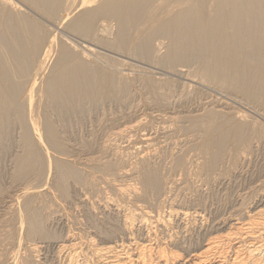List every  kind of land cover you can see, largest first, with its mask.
<instances>
[{"label": "rangeland", "instance_id": "374dc122", "mask_svg": "<svg viewBox=\"0 0 264 264\" xmlns=\"http://www.w3.org/2000/svg\"><path fill=\"white\" fill-rule=\"evenodd\" d=\"M16 1L11 0L13 9ZM164 13L157 9L160 17ZM144 19L155 18L147 14L140 24ZM152 24L140 26L144 35L152 34ZM113 25L115 34L116 23ZM66 44L73 56L66 63L101 65L95 56H105L138 67L137 72L125 69L121 73L129 76L131 97L125 93L122 101L88 109L78 118H68V123L57 124L68 155L52 152L35 130L46 168L41 177H14L16 163L24 154L21 130L14 125L13 138L0 144V264H118V260L128 262L139 252L146 254L148 264H158L159 253L177 254L179 259L170 264H190L191 256L214 235H224L231 224H244L257 211L264 212V111L232 92L206 86L199 78L167 75L160 67L115 55L94 43L95 54L81 45ZM54 62V58L45 62L40 81L46 73L49 77ZM135 76L154 82L173 81L171 98L158 95L153 99L146 89L133 83ZM24 98L28 99L27 89ZM208 115L220 122L244 124L250 135V143L240 148L237 160L229 149L220 167L212 172L205 168L207 159L200 146L203 129L192 123L193 118ZM57 160L74 166L84 180L69 178L60 188ZM178 160L183 165L178 167ZM149 168L160 172L161 191H147L143 186ZM28 207L43 217L44 236L29 234L25 219ZM261 217L257 216L255 223L264 228ZM115 244L123 247L110 255L101 252Z\"/></svg>", "mask_w": 264, "mask_h": 264}, {"label": "bare ground", "instance_id": "6f19581e", "mask_svg": "<svg viewBox=\"0 0 264 264\" xmlns=\"http://www.w3.org/2000/svg\"><path fill=\"white\" fill-rule=\"evenodd\" d=\"M16 2V9L20 12L13 9L11 0H0V144L11 139L14 125L18 124L24 148L23 156L16 163L14 177L23 178L29 174L41 177L44 174L46 168L36 144L35 130L52 152L68 155V145L57 124L67 122L72 116L78 118L88 109L93 111L122 101L125 93L130 96L127 89L129 76L121 73L125 69L137 72L138 67L105 56H95L101 65L84 61L66 63L73 59L66 43L81 45L90 54L96 52L94 43L115 55L160 67L167 75L199 78L206 86L209 84L232 92L264 111V0ZM174 3L179 4L174 6ZM21 9L28 13H22ZM157 9L166 11L163 17L157 14ZM147 14L162 19L157 22L144 19L140 24L142 16ZM114 22L117 27L115 34ZM151 23L152 34L144 35L140 26ZM53 58L55 62L49 77L46 73L40 81L45 62ZM30 77L31 86L27 88ZM133 83L146 89L153 99L155 96L159 98L158 95L169 99L173 93V81L170 80L154 82L135 76ZM26 89L27 100L24 98ZM214 117L208 115L192 121L194 127H201L204 132V142L200 146L206 155L208 172L220 167L229 149H232L235 161L240 148L250 143L249 130L244 124L231 120L220 122ZM180 165H183L182 160L177 161V166ZM56 168L60 188L65 187L69 178L77 182L84 180V175L69 163L57 160ZM155 169L149 168L144 173L143 186L147 191L162 189L161 174ZM25 212L29 234L44 236V221L40 213L29 207ZM184 215L187 217L188 213ZM257 216L263 217L264 212L257 211L244 224H231L230 230L222 233L224 235L208 238L201 252L191 256L190 264H264V228H259V222L255 223ZM122 247L120 244L109 245L101 252L110 255ZM227 250L230 251L228 258ZM144 254L137 253L135 257L128 258V262L118 260V264H148L149 259ZM163 254L159 253L158 264H170L179 259L177 254Z\"/></svg>", "mask_w": 264, "mask_h": 264}]
</instances>
